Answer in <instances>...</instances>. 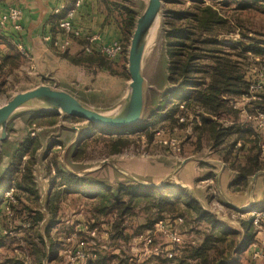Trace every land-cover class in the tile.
I'll list each match as a JSON object with an SVG mask.
<instances>
[{
    "label": "rangeland",
    "instance_id": "rangeland-1",
    "mask_svg": "<svg viewBox=\"0 0 264 264\" xmlns=\"http://www.w3.org/2000/svg\"><path fill=\"white\" fill-rule=\"evenodd\" d=\"M111 1L130 4V7L137 10V14L145 2V0ZM207 4L216 8L228 22L227 26L219 30L220 49L237 52L239 51L237 44L242 43L246 46L253 44L263 50L260 55L253 52L244 53L245 58L242 61L245 78L249 81L248 88L245 93L235 97L232 103L234 110L217 120L220 128L223 126L230 128L227 144L230 140L235 142L238 139L233 137L232 131L237 129L239 120L247 121L249 119L246 115L255 113L253 106L258 93H249V85L260 81L264 87V0H163L159 27L153 33L143 59L147 88L145 109L139 124L114 131L97 127L88 130L86 121L77 117L48 115L31 109L18 112L9 121L5 139L0 146V185H2L0 187V262L33 264L30 256H34L31 254L34 250L32 247L30 250L26 241L34 238L38 231L42 232L45 240L50 237L57 245L54 259L50 261L43 259V264H86L87 258L96 250L99 254L107 256L113 255L111 252L114 251L116 258L111 264H119L124 260L125 263L129 261L130 264H142L138 259L142 260L145 256L140 248L147 245L148 237L157 243L173 242L166 233L169 227L181 237V246L186 244L195 246L201 242L208 228L205 223L195 218V214L190 212L184 203H178L166 211L159 212L153 207L151 197L135 200L128 214L122 219L120 230L123 236H128V239H110L108 230L116 216L109 211L96 212V208L100 206V199L87 196L101 193L110 195V192L103 188L94 191L74 188L65 182L68 174L77 178L90 173L111 177L114 172L115 176L127 177L130 172L128 170L130 159L135 158L152 160L153 167H162L161 164L166 163L171 171V168H175L183 158L191 155L194 150L196 152L199 145L204 147L209 143L208 131L194 128L198 127L200 116H206L196 106L187 105L185 101L179 100H173L169 106H162V111L159 113H163L171 105H177L174 122L159 117L154 120L152 113L156 115L157 110L150 114L147 112L150 90L159 89L158 87L161 86L159 90L168 91L166 85L162 84L161 72L165 67L164 59L167 57L164 37L165 14L172 11L183 16L187 11ZM59 16L54 14L56 20ZM186 22V18H180L175 24L182 26ZM69 37L73 36L69 35ZM56 51L53 53L56 63L52 62V72L45 77L41 75L43 78L40 76L35 78L36 75L31 72L30 65H26L25 60L23 61L25 64H21L20 69L18 68L20 63H16L1 70L0 105L13 94L32 88L36 84L60 86L61 89L75 96L83 97L81 100L99 110L108 111L118 104L120 100L118 95L122 93L124 83L129 80L126 57H123L122 61L118 57L110 59L101 56L114 72L110 73L101 70L96 62L86 61V55L91 53H86L83 48L78 52L71 51L72 53L67 52L66 48ZM68 57H75L81 63L74 64L67 60ZM168 95L166 94L165 97L168 98ZM118 131H121L122 135L116 134ZM160 172L163 173L162 176L167 173L164 168ZM173 176L171 173L170 177ZM28 178L33 180V184H22L24 180L28 181ZM195 180L194 185H199L195 189L200 190L202 195L186 192L181 194L183 200L190 196L198 202L201 201L203 210L214 215L219 221L225 222L230 229H238L236 245L242 240L243 249L250 247L249 251L240 256V264H264V260H252L250 256L252 243L256 244L255 247L264 250V231L258 232L259 225H254L252 222L253 213L260 211L264 213V204L257 202L256 206L249 209H230L218 198L212 179L209 182L205 179ZM136 183L143 184L141 181L130 182V184ZM52 192L60 193L54 200L51 198L57 206L54 214H51L46 206L47 198ZM124 199L130 198L125 196ZM41 212H45V215L37 222L36 217ZM160 220H165L167 223L163 227L165 229L156 228V223ZM147 222H150V227L140 230ZM261 226L264 230V219ZM245 227L248 228L247 231ZM45 230L49 231L48 234H45ZM175 249L178 250V255L180 248Z\"/></svg>",
    "mask_w": 264,
    "mask_h": 264
},
{
    "label": "trees",
    "instance_id": "trees-1",
    "mask_svg": "<svg viewBox=\"0 0 264 264\" xmlns=\"http://www.w3.org/2000/svg\"><path fill=\"white\" fill-rule=\"evenodd\" d=\"M98 1L105 14L104 24L113 22L117 25L122 34V43L120 45L123 53L126 52L127 42L134 27L137 10L130 7V4H120L111 0ZM73 4L74 0L66 8H72ZM180 18H186L187 22L185 25L177 26L175 24V21ZM164 23L166 28L164 37L167 57L164 59L165 67L161 72L162 84L166 85L168 91L159 90L161 86L158 87L159 89L154 88L150 90L147 99V112L150 114L152 111L157 110L156 115L152 113V117L155 118L154 120H157L159 117L162 120L168 119L174 122L177 105H171L163 113H159L162 111V106H169L173 100L185 101L187 105H194L201 113L206 114V116H200L198 127L195 126L194 128L202 131L207 130L213 141L217 143L218 139L223 136L220 123L217 121L218 118L222 115H229L234 110L232 109V103L235 97L245 93L248 88L249 81L245 78L244 63L242 61L245 58L244 53L253 52L260 55L263 53V50L253 44L246 46L242 43L240 45L237 44L239 48L237 52L220 49L221 43L218 40L219 30L225 25L227 26L228 22L212 5L198 6L195 10L187 11L183 16L177 15L176 12H167ZM53 24L57 26L55 18ZM57 30L60 31L58 27ZM101 56L104 57L99 52L94 51L90 55H86L85 60L96 62L101 70L114 73L111 70L112 68L110 69L109 63L104 61ZM22 57L24 58L21 53H14L11 56L4 57L0 60V71L8 63L9 65L19 64ZM99 57L101 59H98ZM67 60L74 64L81 63L75 57H68ZM164 92L169 94L168 98L165 97L166 94ZM77 96L83 99V97ZM257 96L253 109L264 113V87L258 92ZM86 124L88 130L96 128L89 122H86ZM127 128L129 127H125L124 129ZM116 134L122 135V132L118 131ZM12 148L16 150V148ZM18 148L20 149L21 147ZM245 160V165L247 166L239 168V176L236 183L242 182L240 184H243L242 179H244V176L260 168L255 152ZM106 176L105 174L103 177L97 176L96 173H90L82 178H77L68 174L65 183L74 188H87L91 191L103 188L105 191L110 192V195H105V193L87 195L100 199V206L96 208V212L104 213L109 211L116 216L115 221L110 223L108 230L110 239H128V236L122 235L120 225L122 224V219L131 209V204L137 199H148L151 197L153 207L159 212L166 211L178 203H184L187 209L195 214V218L205 223L208 229L198 245L186 244L180 248L176 264H240L238 259L232 258V252L236 248V238L239 235V231L230 229L224 222L219 221L214 215L203 210L196 199L189 196L183 200L181 194L185 193V191L167 185L149 187L140 183L130 184L131 180L128 177L115 176L114 172H112L111 177L107 176L108 178H106ZM22 184L31 185L33 184V180L28 178V181L24 180ZM51 194L47 198L46 206L48 211L54 214L57 206L52 199L54 200L60 193L52 192ZM125 196H129L130 199L125 200ZM38 215L36 217L37 222L45 215V212H41ZM149 227L150 222H147L140 230L142 228L148 229ZM247 227H245L246 231L248 230ZM45 231V234H48L49 231ZM26 243L30 247V250L31 247L34 250L31 252L34 255L33 257L28 255L32 258L30 261L33 264H43V259L46 261L54 259L57 245L54 243V239L50 237L45 240L41 231L36 232L34 238L27 240ZM219 243L221 246H219ZM115 258V255H102L96 250L91 257L87 258L86 264H111ZM0 264H6V262H0Z\"/></svg>",
    "mask_w": 264,
    "mask_h": 264
},
{
    "label": "crops",
    "instance_id": "crops-1",
    "mask_svg": "<svg viewBox=\"0 0 264 264\" xmlns=\"http://www.w3.org/2000/svg\"><path fill=\"white\" fill-rule=\"evenodd\" d=\"M72 1L0 0V15L9 7L20 10L19 29L11 23L0 26V60L14 53H21L25 59L21 58L18 68L20 69L21 64L26 63L30 65L31 72L36 75L35 78H38L52 72V62L56 63L53 53L59 50L55 45L56 41L60 43L65 38H69V44L66 47L69 53L80 51L87 44L86 37L91 34H97L99 41L105 44L122 43V34L117 25L113 22L104 24V12L98 0H81L79 5H76L74 0L71 8L74 9L72 23L79 30V36L70 38L58 31L57 26L53 24V10L61 3L70 6ZM123 57H126V52L122 51L118 59L123 61ZM24 60L25 63H23ZM9 66V63L6 64L2 71ZM124 84L122 93L118 95L119 99L125 93L127 81ZM52 86L56 85L52 84ZM238 124L237 129L232 131L233 137H238L235 142L230 140L228 144L226 143L231 131H229L230 128L223 126L220 128L223 136L217 143L209 134V143L206 146L199 145L198 152L195 150L191 152V155L183 158L175 168H171V171L166 163H162V167H153L152 160L135 158L130 159V168L128 167L130 172L127 177L131 182L141 181L144 185H167L193 195H202L200 190L195 189L199 187L197 184L194 185L195 179H205L208 182L212 179L218 198L230 209H249L256 206L257 202L264 204V127H258L253 120H239ZM254 152L255 155L257 154L260 168L244 176L243 184L236 183L239 168L247 166L245 159L252 156ZM163 168L167 172L164 176L160 172ZM171 173L174 175V180L170 177ZM199 203L201 205V201ZM232 230L238 231V229ZM144 246L140 250L145 257L142 260L138 259V262L142 264H176L178 250L175 248L182 247L173 242L163 244L154 240ZM243 247L244 243L241 240L236 245V250L232 252V258L238 259V262L242 253L250 249L249 246L244 249ZM111 254L116 255L114 251ZM124 261L119 264H130L129 261L127 263Z\"/></svg>",
    "mask_w": 264,
    "mask_h": 264
},
{
    "label": "water",
    "instance_id": "water-1",
    "mask_svg": "<svg viewBox=\"0 0 264 264\" xmlns=\"http://www.w3.org/2000/svg\"><path fill=\"white\" fill-rule=\"evenodd\" d=\"M163 0H145L137 14L126 51L129 80L123 96L111 110H99L74 94L48 84L19 91L0 105V146L11 118L31 109L60 117H77L97 128L121 129L139 124L145 109L146 78L143 59L153 33L162 18Z\"/></svg>",
    "mask_w": 264,
    "mask_h": 264
},
{
    "label": "built area",
    "instance_id": "built-area-1",
    "mask_svg": "<svg viewBox=\"0 0 264 264\" xmlns=\"http://www.w3.org/2000/svg\"><path fill=\"white\" fill-rule=\"evenodd\" d=\"M81 0H75V4L79 5ZM54 14L60 15L59 19L57 20V25L60 31L69 37V35L73 37H77L80 35V32L78 29H76L73 26L72 23V16L74 9H67L66 6L61 3L53 10ZM20 17V10L16 7H9L2 15H0V26H2L5 23H11L16 29H19L18 19ZM87 44L83 47V50L86 53H92L94 51L99 52L100 54L106 56L107 58L113 59L117 57L122 52V47L119 44H105L99 41V37L96 35H91L86 37ZM69 44V39L65 38L62 42L57 43L55 42V45L60 49L64 50ZM260 82V81H258ZM253 83L249 85V93H258L263 88V83ZM254 114H247L246 118L249 120L255 121L258 127H264V113L254 109ZM253 219L252 222L254 225H259L260 228H258V232L264 231L263 228H261L262 221L264 219V213L262 211L253 213L252 214ZM164 225H167L165 220H160L156 223V228L158 229H165L163 228ZM167 235L173 240V243L180 244L181 243V237L177 235L170 227L166 231ZM152 239L151 237H148L146 239V244L151 243ZM253 248L251 249V259L252 260H264V250L259 249V247H255L256 244L252 243Z\"/></svg>",
    "mask_w": 264,
    "mask_h": 264
},
{
    "label": "bare ground",
    "instance_id": "bare-ground-1",
    "mask_svg": "<svg viewBox=\"0 0 264 264\" xmlns=\"http://www.w3.org/2000/svg\"><path fill=\"white\" fill-rule=\"evenodd\" d=\"M100 130V129H99ZM161 189V188H160Z\"/></svg>",
    "mask_w": 264,
    "mask_h": 264
}]
</instances>
